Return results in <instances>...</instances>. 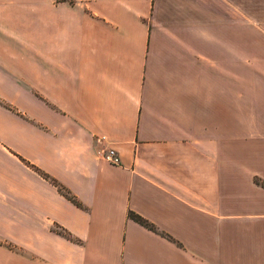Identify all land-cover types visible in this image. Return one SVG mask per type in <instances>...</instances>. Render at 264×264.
Wrapping results in <instances>:
<instances>
[{
  "label": "crops",
  "instance_id": "crops-1",
  "mask_svg": "<svg viewBox=\"0 0 264 264\" xmlns=\"http://www.w3.org/2000/svg\"><path fill=\"white\" fill-rule=\"evenodd\" d=\"M212 1L0 0V264H264V46Z\"/></svg>",
  "mask_w": 264,
  "mask_h": 264
},
{
  "label": "rangeland",
  "instance_id": "rangeland-1",
  "mask_svg": "<svg viewBox=\"0 0 264 264\" xmlns=\"http://www.w3.org/2000/svg\"><path fill=\"white\" fill-rule=\"evenodd\" d=\"M215 1V0H214ZM232 0H225V7H232L230 4ZM241 4V44L243 55H251L248 51L250 48L255 51V46H264V38L260 36V29L264 28L263 19H257L256 14L263 16L264 0H239ZM210 3H214L210 0ZM261 3V4H259ZM259 47V48H260ZM255 53V52H254Z\"/></svg>",
  "mask_w": 264,
  "mask_h": 264
},
{
  "label": "built area",
  "instance_id": "built-area-1",
  "mask_svg": "<svg viewBox=\"0 0 264 264\" xmlns=\"http://www.w3.org/2000/svg\"><path fill=\"white\" fill-rule=\"evenodd\" d=\"M100 159L111 165H117L119 163L116 153L111 149L104 150L100 154Z\"/></svg>",
  "mask_w": 264,
  "mask_h": 264
},
{
  "label": "trees",
  "instance_id": "trees-1",
  "mask_svg": "<svg viewBox=\"0 0 264 264\" xmlns=\"http://www.w3.org/2000/svg\"><path fill=\"white\" fill-rule=\"evenodd\" d=\"M128 218L132 221H134L135 223H137L140 226H143L144 228L150 230V231H154V228L148 224L146 221H144L142 218L136 216L135 214L129 212L128 213Z\"/></svg>",
  "mask_w": 264,
  "mask_h": 264
}]
</instances>
